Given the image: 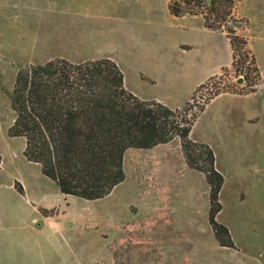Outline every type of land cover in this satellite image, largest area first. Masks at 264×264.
I'll return each mask as SVG.
<instances>
[{
	"label": "rangeland",
	"instance_id": "374dc122",
	"mask_svg": "<svg viewBox=\"0 0 264 264\" xmlns=\"http://www.w3.org/2000/svg\"><path fill=\"white\" fill-rule=\"evenodd\" d=\"M73 1L0 0V54L26 56L35 36L38 50L46 55L67 50L69 40L85 26L74 16ZM169 3L142 0L131 23L140 30L130 42L135 57L124 49L117 52L125 70V88L136 96L160 99L168 107L188 100L195 73L230 57L225 34L204 37L183 29V19L169 15ZM236 12L248 22L246 34L262 83L255 94L211 101L190 132V139L213 150L224 178L216 220L228 229L234 248L217 243L208 224L209 189L204 176L186 165L180 141L174 138L151 150L128 149L123 160L125 179L105 198L69 197L68 225L86 249L87 264H264V0H239ZM23 33L25 39L20 40ZM45 33L52 35L44 40L47 46L41 44ZM107 42L90 43L96 47ZM184 44L191 49L180 48ZM23 65L28 64L0 57V179L4 182L33 167L23 157L24 140L7 136L13 112L3 92L11 89ZM163 67L165 77H157L152 85L142 82L137 72L157 74ZM239 80L242 77L225 78L220 84L212 81L209 88L240 89L244 85ZM210 91L201 90L196 100Z\"/></svg>",
	"mask_w": 264,
	"mask_h": 264
},
{
	"label": "trees",
	"instance_id": "16d2710c",
	"mask_svg": "<svg viewBox=\"0 0 264 264\" xmlns=\"http://www.w3.org/2000/svg\"><path fill=\"white\" fill-rule=\"evenodd\" d=\"M238 1L170 0L172 16H200L206 29L225 34L232 52L230 67L199 85L182 107L138 98L109 59L78 64L55 59L18 67L11 89L3 92L13 112L7 136L24 140L25 160L39 165L62 194L87 201L105 198L124 181L128 149L150 150L178 138L186 165L202 174L208 186V224L217 243L234 248L228 229L216 220L224 178L213 150L190 139V132L216 96L253 94L262 83L246 34L248 22L236 15ZM229 77H242L244 87L209 88L212 81L220 84ZM203 89L211 91L197 101ZM16 189L23 194L21 185Z\"/></svg>",
	"mask_w": 264,
	"mask_h": 264
},
{
	"label": "crops",
	"instance_id": "0c3cea01",
	"mask_svg": "<svg viewBox=\"0 0 264 264\" xmlns=\"http://www.w3.org/2000/svg\"><path fill=\"white\" fill-rule=\"evenodd\" d=\"M141 1L75 0L73 1L74 16L79 22L85 23V26L79 28L78 33L73 35V39L69 40L67 50L46 55L43 50H38L39 37L35 36L33 38L35 42L31 45L32 50L25 52L27 53L26 56L11 57L9 54L2 53L0 57L8 58L11 62L20 64H44L55 59H64L70 63L78 64L109 59L122 70L124 86L127 87L125 70L117 58V52L119 49H124V53L135 57L130 42L136 38L140 30L131 23L134 22L135 11L139 8ZM169 15L172 16L170 13ZM174 18L183 19L185 22L183 29L185 30H193L204 37L217 35L223 38L221 33L206 29L203 21L198 17ZM25 36L23 33L20 40H24ZM51 37V33H45L41 44L47 46L49 43L44 40H49ZM122 40L123 44L117 43V41L122 42ZM93 41L108 42L103 46L95 47L90 43ZM93 47H95V51H93ZM180 48L189 51L191 45L184 44ZM230 64L231 47L228 62L195 73V80L188 100L199 85L218 75L222 68L229 67ZM165 71L166 69L163 67L157 70V74L145 69H139L137 72H139L142 82L152 85L157 77L159 79L165 77ZM225 95L236 94H220L213 100ZM137 97L146 101L163 102L152 96H139L137 94ZM163 103L164 105L167 104L166 102ZM182 106L183 102H180V104L169 106V108L178 109ZM24 145L22 149H24ZM27 163L32 164L33 167H27V171L22 177L10 179L8 182L0 179V264H87L86 249L80 247L78 234H73L68 225L66 214L70 204L67 201L70 200L69 197L71 196L62 194L57 186L41 173L39 165L28 161ZM17 184L21 185L23 194L17 191Z\"/></svg>",
	"mask_w": 264,
	"mask_h": 264
},
{
	"label": "water",
	"instance_id": "95a60500",
	"mask_svg": "<svg viewBox=\"0 0 264 264\" xmlns=\"http://www.w3.org/2000/svg\"><path fill=\"white\" fill-rule=\"evenodd\" d=\"M239 82H242L241 80H239Z\"/></svg>",
	"mask_w": 264,
	"mask_h": 264
}]
</instances>
